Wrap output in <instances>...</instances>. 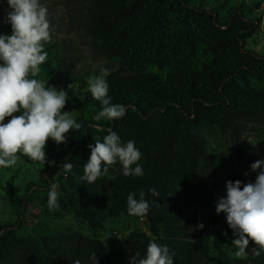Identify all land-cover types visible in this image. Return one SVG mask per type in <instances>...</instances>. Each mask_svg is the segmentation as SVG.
I'll list each match as a JSON object with an SVG mask.
<instances>
[{
    "label": "rangeland",
    "instance_id": "rangeland-1",
    "mask_svg": "<svg viewBox=\"0 0 264 264\" xmlns=\"http://www.w3.org/2000/svg\"><path fill=\"white\" fill-rule=\"evenodd\" d=\"M131 1L40 0L48 8L52 32L45 45L48 58L37 78L68 91L64 110H74L72 115L82 127L67 134L66 144L49 139L47 157L56 161L52 172L22 155L14 168H0V235L2 227L14 228L0 264H73L75 260L92 264L89 258L94 252L99 264H113L117 252L134 254V235L148 230L146 217L116 215L109 208L126 206L130 193L139 199L142 189L129 183L136 176L123 175L117 163L107 176L88 184L81 179L83 166L91 155L89 145L95 139L102 142L109 130L116 131L124 143L134 141L142 157L153 154L171 133L175 109L164 107L145 83L126 99L127 112L116 127L108 120L94 121L101 105L87 90V78L99 75L101 68H107L109 76L151 74L162 91H174L186 100L181 129L191 140L175 144L168 165L157 175L161 206L173 216L163 235L200 241L208 248L168 246L175 254L174 264L216 261L220 234L226 230L232 232L222 248L227 258L238 264H261L252 253V242L246 258L235 257L233 231L225 214L217 215L216 204L226 196V182L235 181L230 176L241 164L229 120L239 124L238 132L247 146L264 152V97L254 94L264 90V70H259L260 63L248 61L249 68L237 76L245 93L231 87L225 95L218 94L224 86L212 70L234 65L233 55L240 48L264 55V0H188L191 8L179 0H166L161 24L150 26L145 11L140 10L129 26L117 17L111 32L100 28L104 16L123 11ZM8 10L7 0H0V34H11ZM233 11L240 15L234 26L226 24ZM240 63L247 64L246 60ZM192 80L196 91L216 94L218 102L202 105L195 99L191 103L187 87ZM108 95L112 103L119 104L110 88ZM139 109L152 110L143 122L135 114ZM69 162L73 168L66 172L61 165ZM143 171L146 175L144 166ZM52 183L60 185L59 208L49 211ZM201 222L203 229L198 228Z\"/></svg>",
    "mask_w": 264,
    "mask_h": 264
},
{
    "label": "clouds",
    "instance_id": "clouds-1",
    "mask_svg": "<svg viewBox=\"0 0 264 264\" xmlns=\"http://www.w3.org/2000/svg\"><path fill=\"white\" fill-rule=\"evenodd\" d=\"M7 3L6 22L10 23L12 31L11 34H0V168H14L21 155L33 164L52 167L56 161L47 159L49 139L57 145L66 144L67 134L72 130L79 131L82 125L73 117L74 110H64L70 98L68 91L58 90L37 78L40 66L48 58L45 45L51 41L48 8L40 0H7ZM109 75L107 68H101L99 75L87 78V90L101 105V110L92 117L96 122L117 120L127 112L125 105L112 103L108 95L106 78ZM89 148L91 155L83 166L81 177L88 184L107 176L109 168L117 163L122 166L125 176L144 174L143 165L139 163L142 153L135 142H122L116 131L109 130L102 142L95 139V144ZM61 167L69 172L73 165L69 162ZM250 167L257 173L255 181H227L226 196L219 198L216 204L217 215L224 213L228 227L233 231L232 246L237 258H246L250 242L255 245L252 248L255 256L264 252V160H257ZM59 187L58 183L51 184L47 202L49 211L59 208ZM150 191L153 196H159L155 189ZM149 210L150 204L143 190L139 199L135 193L128 194V215L143 218ZM198 228L203 229L204 224L198 223ZM174 255L167 245H161L153 238L147 246L146 256L141 258L136 252L129 257V264H174ZM89 259L92 264H99L95 252ZM73 264H81V261L75 260Z\"/></svg>",
    "mask_w": 264,
    "mask_h": 264
},
{
    "label": "trees",
    "instance_id": "trees-1",
    "mask_svg": "<svg viewBox=\"0 0 264 264\" xmlns=\"http://www.w3.org/2000/svg\"><path fill=\"white\" fill-rule=\"evenodd\" d=\"M123 0H99V2L110 4L114 2H119ZM181 5L185 8H191L188 0H179ZM140 10L145 11L146 23L150 26L161 24L166 10V0H132L128 7L123 11L115 15H106L104 16V21L101 25V29L111 32L115 27V18L122 17L124 19L125 25L129 26L135 19L137 13ZM240 15H236L233 11L231 18L226 22V24L236 25V18ZM238 38H241V33L237 30ZM233 58L237 62L232 66H225L221 68L220 71H214V74L220 77L221 84L223 88H218V94L225 95V92L228 88L233 87L235 91L243 92L245 91L240 87L237 76L242 73L243 68H249V62L260 63L258 67L259 70L263 68L264 70V55H260L250 50L237 49L233 55ZM242 60H246L247 64L240 63ZM64 74L70 80V73L67 68L64 70ZM107 81L109 83V88L113 93V99L117 103H122L123 105H129L126 101L127 98L131 97L136 92L140 91L142 87L147 83L152 93L155 95L156 99L162 102L164 107H171L175 109V115L173 117L171 133L158 143L157 149L153 154L142 157L141 163L146 169L147 174L133 178L129 183L134 187L141 188L145 193V199L150 204V210L145 216L148 219L149 227L146 231H138L134 235L135 241V253L139 252L141 258L146 256L147 246L151 239L155 238L156 242L161 245L175 246L187 249H199L207 250V245L200 241H190V240H181L174 237H169L163 235L164 228L167 227V224L173 218L172 214L164 209L161 206V200L163 194L160 191V188L157 183V175L160 172L162 167L168 165L170 154L175 149V144L180 140H191L186 136L181 129V121L186 116L185 112V98H181V95H178L176 92L162 91L157 85L153 75L148 73H138V74H120L117 73L114 76H108ZM195 83L192 80L187 87L188 96L191 100V103L196 99L198 103L202 105H211L217 103L218 96L213 93L205 91H196L194 89ZM250 94V93H248ZM261 97H264V90L262 93H254ZM130 102V101H129ZM152 110L145 112L142 109L138 111L135 110V114L139 120L142 122L151 114ZM113 121V123H112ZM111 126L116 127V122H119V119L112 120ZM233 128V141L236 148V154L241 164L239 163V168L230 176L231 179L240 180L243 183H248L249 181L254 182L257 176L256 172L251 170V164L257 160H264V152L258 149H253L254 147L247 146L245 142L241 139L238 132L239 124L229 120ZM49 144V141H48ZM47 144V145H48ZM48 148V146H47ZM46 148V149H47ZM48 160H50L47 157ZM45 168L52 172V167H49L47 164ZM247 173V175H245ZM155 189L159 196H153L150 190ZM113 214L116 215H127V205L126 206H112L109 207ZM2 235L0 239L2 246L0 249V255L4 254V251L7 249L8 234L11 231H14L13 227L4 226L1 228ZM227 233V235H225ZM231 230L222 231L220 234V246L221 250L218 254L217 260L209 264H238L237 261L227 258L222 248L227 242L231 235ZM134 254H126L123 252H117L112 263L113 264H129V257L134 256ZM257 259L261 264H264V252L260 256H257Z\"/></svg>",
    "mask_w": 264,
    "mask_h": 264
}]
</instances>
